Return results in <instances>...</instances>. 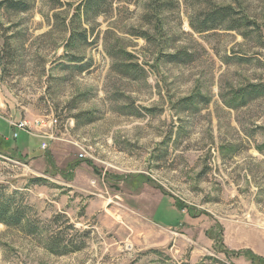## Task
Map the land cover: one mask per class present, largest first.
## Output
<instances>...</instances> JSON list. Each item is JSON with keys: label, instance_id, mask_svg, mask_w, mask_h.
Here are the masks:
<instances>
[{"label": "rangeland", "instance_id": "obj_1", "mask_svg": "<svg viewBox=\"0 0 264 264\" xmlns=\"http://www.w3.org/2000/svg\"><path fill=\"white\" fill-rule=\"evenodd\" d=\"M259 84L264 0H0V264H264Z\"/></svg>", "mask_w": 264, "mask_h": 264}, {"label": "trees", "instance_id": "obj_2", "mask_svg": "<svg viewBox=\"0 0 264 264\" xmlns=\"http://www.w3.org/2000/svg\"><path fill=\"white\" fill-rule=\"evenodd\" d=\"M7 5L10 9H14V10H21L25 7L23 3H18V2H11L8 3ZM234 17H235V10L231 6L217 8L213 12L211 16V20L205 24L206 26L203 29L207 30L210 29L211 27L212 28L217 27L218 23H222V22L223 23L230 22L231 23L230 29L233 30L236 29L238 30L241 27H250L252 25L256 28L258 27V24H256V22L250 21L248 17L242 18L241 20H235ZM207 25H210L209 28H206L208 27ZM181 56L182 54H179L177 56H172L171 58L173 60H178ZM261 95H264V84L252 85L247 88H244L239 92H237L236 98L240 99L246 104L247 102H249L250 99L254 98L255 96H261ZM21 212L22 210L20 208L14 207V203L11 199L0 198V224H5L7 226L20 225L22 220ZM49 249L51 250V252L55 254L63 255L69 252L80 251L82 247L72 246L70 243L61 244V242H58V243H51L49 245Z\"/></svg>", "mask_w": 264, "mask_h": 264}, {"label": "built area", "instance_id": "obj_3", "mask_svg": "<svg viewBox=\"0 0 264 264\" xmlns=\"http://www.w3.org/2000/svg\"><path fill=\"white\" fill-rule=\"evenodd\" d=\"M58 124L57 119H49V124L48 126H46V123L43 120H36L34 123H30L28 121H18V122H11V126L14 130L13 132V138L17 139L19 138V136L21 134H28V135H34V136H38L37 134H35L34 132L37 130H42V129H46V127L52 128L55 127ZM48 128V129H49ZM39 132V131H38ZM38 137H42L44 139H49L51 136H49L47 133L46 134H42ZM47 148V144L44 143L42 145V149H46Z\"/></svg>", "mask_w": 264, "mask_h": 264}]
</instances>
